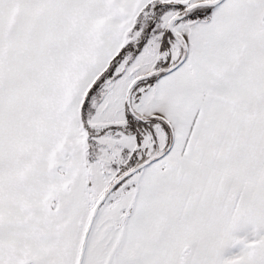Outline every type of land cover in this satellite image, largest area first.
I'll return each instance as SVG.
<instances>
[{
	"label": "snow or ice",
	"instance_id": "obj_1",
	"mask_svg": "<svg viewBox=\"0 0 264 264\" xmlns=\"http://www.w3.org/2000/svg\"><path fill=\"white\" fill-rule=\"evenodd\" d=\"M0 264H264V0H0Z\"/></svg>",
	"mask_w": 264,
	"mask_h": 264
}]
</instances>
